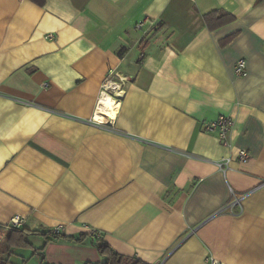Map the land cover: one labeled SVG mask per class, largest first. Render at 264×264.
Segmentation results:
<instances>
[{"label": "crops", "instance_id": "1", "mask_svg": "<svg viewBox=\"0 0 264 264\" xmlns=\"http://www.w3.org/2000/svg\"><path fill=\"white\" fill-rule=\"evenodd\" d=\"M219 8L234 19L209 30ZM110 69L131 79L91 123ZM220 114L228 145L204 129ZM13 216L87 234L28 235L38 264L101 261L93 232L150 264H264V0H0V224Z\"/></svg>", "mask_w": 264, "mask_h": 264}, {"label": "trees", "instance_id": "2", "mask_svg": "<svg viewBox=\"0 0 264 264\" xmlns=\"http://www.w3.org/2000/svg\"><path fill=\"white\" fill-rule=\"evenodd\" d=\"M37 5H43L45 0H30ZM203 21L209 30L215 29L225 23L234 19V16L225 9L219 8L211 10L202 15ZM231 36L225 39L228 40ZM0 228L8 229V234L0 237V264H15L9 258L11 247H32L37 252L38 249L33 247L28 240V235L32 233H40L44 236L45 242L49 240L59 239L61 237L77 242H82L87 237V234L80 233L78 236H64L52 230L38 232L36 230L30 231L25 228H17L10 224H0ZM90 243L94 245L103 258L99 262H85V264H150L136 256L124 255L116 252L108 243H106L100 236H95L94 232L90 236ZM43 249V247L41 248ZM40 264H48L40 261Z\"/></svg>", "mask_w": 264, "mask_h": 264}, {"label": "built area", "instance_id": "3", "mask_svg": "<svg viewBox=\"0 0 264 264\" xmlns=\"http://www.w3.org/2000/svg\"><path fill=\"white\" fill-rule=\"evenodd\" d=\"M52 36V34H49ZM235 73L242 74L245 71V60L238 59L234 66ZM130 76H123L119 74L116 70L110 69L104 78L101 80L97 94L95 99V109L93 114L88 119L89 122L95 124H106L108 122H112L116 112L120 106V94L123 92V87L125 86L126 82L130 80ZM107 99H111L114 105V113L113 117L109 119L108 114H103L102 110H100V106L103 105L104 101ZM234 120L233 117L230 115H218L215 119L210 120L204 124V129L206 131H213L216 132L220 142L224 145L229 144L228 135L233 129ZM237 157L241 161H245L248 158V153L244 149H239L237 151ZM229 158H224L222 160L216 161V164L219 169L225 170L228 166ZM245 194L237 195L234 192H231V200L227 204V208L231 209L232 206H237L238 209H242V199ZM22 223V219L20 216H13L11 217L9 224L14 227L20 226ZM214 263L215 261L212 260Z\"/></svg>", "mask_w": 264, "mask_h": 264}, {"label": "rangeland", "instance_id": "4", "mask_svg": "<svg viewBox=\"0 0 264 264\" xmlns=\"http://www.w3.org/2000/svg\"><path fill=\"white\" fill-rule=\"evenodd\" d=\"M34 248L26 246L21 249H13L9 255L16 264H38L34 255Z\"/></svg>", "mask_w": 264, "mask_h": 264}, {"label": "bare ground", "instance_id": "5", "mask_svg": "<svg viewBox=\"0 0 264 264\" xmlns=\"http://www.w3.org/2000/svg\"><path fill=\"white\" fill-rule=\"evenodd\" d=\"M100 110H102V112H104L103 114H108V118L110 120L111 117H113V113H114V105H113V101L111 99H107L104 101L103 105L99 107Z\"/></svg>", "mask_w": 264, "mask_h": 264}]
</instances>
